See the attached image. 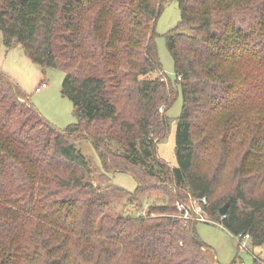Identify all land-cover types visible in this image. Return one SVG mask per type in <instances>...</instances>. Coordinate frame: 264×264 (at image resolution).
Returning a JSON list of instances; mask_svg holds the SVG:
<instances>
[{
  "label": "trees",
  "instance_id": "1",
  "mask_svg": "<svg viewBox=\"0 0 264 264\" xmlns=\"http://www.w3.org/2000/svg\"><path fill=\"white\" fill-rule=\"evenodd\" d=\"M176 1L173 82L156 43L163 0H0L5 47L64 71L78 119L56 129L0 71V264H218L197 222L179 217L176 202L190 197L206 198L209 219L235 238L264 245V0ZM179 95L171 167L156 146ZM83 139L105 174L129 173L135 192L170 201L111 215Z\"/></svg>",
  "mask_w": 264,
  "mask_h": 264
},
{
  "label": "rangeland",
  "instance_id": "2",
  "mask_svg": "<svg viewBox=\"0 0 264 264\" xmlns=\"http://www.w3.org/2000/svg\"><path fill=\"white\" fill-rule=\"evenodd\" d=\"M163 1L164 9L156 27L158 34L156 43L162 71L167 79L174 82L176 79L174 62L167 48L165 35L179 25L181 14L176 0ZM179 31L190 32L189 28H181ZM0 71L13 80V77L16 78L31 104L56 129L64 130L78 123L71 99L62 93L65 72L60 69H41L26 56L19 45L11 49L6 48L1 31ZM42 82H46L48 87L37 92L36 87ZM182 105L183 98L179 95L166 113L169 118L168 133L156 146L159 158L171 167L177 166L175 135ZM76 145L86 156L91 170L90 181L99 188L101 196L109 202L111 215L127 220L136 219L146 216L151 206L167 204L170 201V197L161 190L135 192L137 182L129 173L105 174L102 170L100 156L91 141L83 139ZM195 233L200 241L212 249L218 264H233L234 262L252 264L253 256L264 260V245L254 246L249 240L246 242L249 250L240 249L238 240L219 222H198L195 225Z\"/></svg>",
  "mask_w": 264,
  "mask_h": 264
},
{
  "label": "built area",
  "instance_id": "3",
  "mask_svg": "<svg viewBox=\"0 0 264 264\" xmlns=\"http://www.w3.org/2000/svg\"><path fill=\"white\" fill-rule=\"evenodd\" d=\"M48 84L42 82L40 86L36 88L37 92H41L43 89H46ZM176 209L178 211L179 217L185 221L193 222H211L208 217L206 208L208 207V201L206 198L197 199V198H188L186 201L176 202ZM238 240V245L240 249L249 250L246 242L251 238L249 235L245 237L236 238Z\"/></svg>",
  "mask_w": 264,
  "mask_h": 264
},
{
  "label": "water",
  "instance_id": "4",
  "mask_svg": "<svg viewBox=\"0 0 264 264\" xmlns=\"http://www.w3.org/2000/svg\"><path fill=\"white\" fill-rule=\"evenodd\" d=\"M227 209H228V205H225V206L222 208V210H221V215H222V216H225V215H226Z\"/></svg>",
  "mask_w": 264,
  "mask_h": 264
},
{
  "label": "crops",
  "instance_id": "5",
  "mask_svg": "<svg viewBox=\"0 0 264 264\" xmlns=\"http://www.w3.org/2000/svg\"><path fill=\"white\" fill-rule=\"evenodd\" d=\"M12 77H13V76H12ZM13 78H14V81L20 86L21 84L16 80V78H15V77H13ZM41 84H42V83H41ZM41 84H40V85H41ZM40 85H39V86H40ZM20 87H21V86H20ZM37 87H38V86H37ZM37 87H36V88H37Z\"/></svg>",
  "mask_w": 264,
  "mask_h": 264
}]
</instances>
